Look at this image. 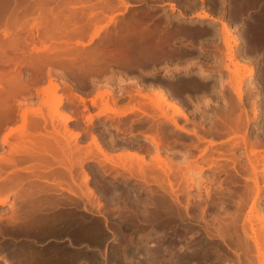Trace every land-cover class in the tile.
I'll return each mask as SVG.
<instances>
[{"label":"rangeland","instance_id":"obj_1","mask_svg":"<svg viewBox=\"0 0 264 264\" xmlns=\"http://www.w3.org/2000/svg\"><path fill=\"white\" fill-rule=\"evenodd\" d=\"M124 1H128L132 4L125 7L121 3V0H104L105 3L108 2L106 3V5L112 3V7L109 10L107 9V12L104 10V14L102 15L104 16L102 19L104 21L101 22L100 20V23L103 24L107 20V17H109L110 15L113 16L114 20L108 22L106 26H104L105 28L103 27L104 30H111L113 26H115V23H119L120 20L127 16H130V14H133L137 19H139V21L145 23L152 21V16L157 12H160L159 15L162 16L169 13L168 11H170V14L172 16L178 15L179 17V14H177L179 13L178 5L179 7L181 6L183 8L184 4L191 2L190 0H186L185 2H183V0L180 2H176L174 0ZM193 1L194 0H192L191 3L192 5L186 4V8L184 5L183 9L185 11L180 7V10L185 14L187 20L190 19V22L196 20V22L201 23L200 25L203 26V28H206L207 26H209V24L205 22H210V20L198 19L194 16V14L198 11H206L226 23L225 18L223 16H217L215 10H213L212 5L209 4L210 1L215 0ZM153 2H158L161 4L156 5ZM221 2L223 4L222 8L227 5L230 7L233 6V0H230L228 4L226 0H222ZM133 3L137 4L134 5ZM170 3L175 4L174 9H171L169 5ZM178 3H181V5ZM78 5L80 6V4ZM79 6L76 7L78 8ZM78 9H80V7ZM250 15L251 17L255 16L253 15V13ZM215 23H218L220 27L218 39L219 41L218 43L215 42L213 46H209V48L215 49L214 51H212L215 53V55H217L216 52H218V56L216 57V59H218L219 62H215L212 65L211 63H213V61H209L208 59L201 61L200 57L197 55H192L185 61L176 62L175 60H171L169 63L165 62V59L160 60V58L153 60L152 63V59H150V61L149 59H147V61L149 62L144 65L145 72L147 75L154 76V80L151 84L147 82L151 80H146L144 82L146 85H148V88H145L146 85L142 84L140 80L136 82L130 76H128L129 78L125 82L120 81L118 75L117 77H110L107 75V70H104V72L101 71L103 73L94 72L82 75L78 73L74 75L70 71L63 69V67H60L58 64L56 65V63H53V65L52 63L49 65H43L40 67L42 68L41 70L37 68L34 69L35 71L33 69L27 68L26 66L21 67L23 76L22 78L24 82L25 80L28 81V79H30L31 77H36V79H33L34 81H32L33 83L31 84L30 90L22 91L20 94H18V96L16 95V103L14 104V106L16 105L15 113L5 122L3 121V123H1L0 155L6 154L9 149V143L14 142L17 139L16 133L11 132V134H8L9 136H7L9 143L1 142L3 135L8 133L10 128H14L21 123V117L19 116L21 112L20 110H23L26 107H32L30 109H32L35 113L39 111V114L41 112L44 117L46 116L44 122V120L39 116L38 113H36L38 114V116H36V114L34 116L32 115L33 120L36 118L35 120L40 124V127L42 126L40 129L41 132L43 131L44 133V131L46 132V130L52 132L51 118L48 115V108L42 103V100L45 96L43 93H41V88L47 86L48 80L52 78L61 86L63 82H66L64 87H61L62 91L69 93V91H72L69 89L73 88L74 91L76 90V92H79L84 98H86L87 101L86 103H83L79 100L77 101V99L75 100L74 98L70 101L64 100V103H62V106H60L61 109L72 113L74 116L73 119H70L69 121L67 120L66 125L68 126V128L79 130V135L78 137H76L77 140L74 141V139L72 138H69L67 140L70 142H68V145L70 147L74 148L73 146H75V143L77 141V144L81 145L82 147L80 148L79 146V151L81 152V154H85L84 151L88 148L91 141V132H94L98 136L103 149H105L107 153L109 152L110 154L114 155V157H112L114 160H118L116 159V155L119 153L135 151L144 156L145 161L142 162V164H145L141 165L138 162L137 164L136 160L133 159L132 161H127V159L125 167L121 168V166H119L118 164V166H116V164L113 165V163H110L108 161L106 162V160H104L101 155L99 156V154H95V157L89 155V158L87 157L88 155H85L87 157L85 158L84 155L80 156V152L78 154L74 151H70L71 153H68V156L66 155L67 157L63 158L64 164L59 163L60 165H58L57 163L56 165V162L52 163L49 161L50 165L45 166V169L43 167L42 169H37V167L35 168L36 170H33L32 165V168H30V163L35 162V159H33L31 162V159H22V161H18L16 165L4 164L0 169V185L7 183L8 177H14V174H17L18 172L25 184L22 185L25 187L28 186V189L34 191L33 194L26 199L27 201L31 202H27L20 199L19 197H16L17 195H15V192L9 193L7 191V197L0 205V239L3 236L7 235L11 237L10 239L13 240L14 243H17L23 240L27 241L26 239L28 237V242L30 243V246H28V248L42 247L44 253H52L55 249V253L68 255V253L70 252L69 250H71L72 252L74 250H79L77 248H81V250H83L84 247H87L86 249L90 247L91 249H98V252L103 254V261L98 259L92 262H86L87 264H122V262H126L128 264V259L134 260L133 257L137 258L136 260H134L135 262H140L142 260L139 259L138 255L144 256L145 258V256L147 257L149 253L150 254L147 258L150 259L149 257H151L150 261H153V264H181V261L184 264H212V262L210 263L209 258H207L208 260L205 259L204 262L196 261L197 259L194 252H196L197 250L201 252L203 251L202 249L206 247V249H209H204L205 251H203V254L205 256L209 254L213 258L215 257L217 260L216 264H259V262H257L258 259H256V249L250 236V224H247L246 222H248V220L250 219L249 223L251 222V226L256 231H258L260 228V225H258L259 219L264 216V180L262 177V169L264 164V129H262L264 128V107H262L261 105V100L258 99L261 98L259 91L263 89L260 83V73L261 75H263L264 62L262 63V60L264 61V59L257 58V60L259 61L258 62L255 58L253 59V57H251L250 59L246 58L248 60V63H250L255 68V72L250 76L243 77V82L241 83L242 101L239 102L236 93L231 87V79L233 78V73H230L226 69V65H228L230 69H233V66L226 58L228 56V50L226 45L224 44V34L222 31V26L218 21H215ZM26 28L24 27V29L22 28L23 30L21 29L22 34L26 33L27 30H30ZM36 30L37 29L33 28L32 32L34 34L38 33L39 31L37 30V32ZM230 31V39L234 40L231 42L232 49L235 54L234 57H236L234 60L244 63L245 60H240L243 58V56H241V53L238 51L237 45L240 41H243L247 44V41H249V32L247 33V35L242 36L241 34L239 35V32L236 30L231 29ZM82 39L87 40V36ZM92 40H90L89 43H86V45H84L82 49L86 50L93 47L97 39L93 37ZM115 41L116 40H113L110 43V45L113 43L111 46H109L108 43L110 49L114 48L115 50L116 48H119L121 46L120 41ZM37 45L39 44L37 43ZM217 48L219 49V51ZM165 50L167 51V48H165ZM134 52L135 51L132 52V56L137 57L138 55ZM199 67L206 70L207 74L201 76L200 73L197 72ZM215 67L218 68V70H210ZM1 68H3V66ZM150 70L152 71L150 72ZM240 71L243 73V70ZM162 75L163 77L161 78L160 76ZM182 75L190 77V79L194 80L196 84H205V86H207L206 88H208V90H211L210 92H208V94L203 95L202 97H192V99L197 100V102L195 101V104L193 105L191 101H188L185 105L186 109L184 108L183 103L176 100L184 108L185 112L188 115V118L185 119L178 114H174L173 119L181 127L183 126L187 129H195L197 134L199 136H203L206 140H214L215 143L212 145H209V143H207V141L205 140L197 139V137L191 133H186L182 130L180 131L168 119H166L164 116L162 117V115L150 116L142 113L137 109L128 111V113L120 116L113 115L111 112H107L108 116L106 117L104 116V114L101 115V117H99L100 115H96L101 105V101L96 94L107 89L110 91V94L108 96L103 95V98L107 97V99L110 100L114 97V99L116 100L113 105L114 108L123 109L126 107V105L129 106L133 102L135 103L140 100L145 102V110L146 112L148 111L147 113H154V108H151L152 106H150L151 104L148 99L151 96L153 97V93L155 91L154 89L160 87L165 91L166 86H164V77H170L172 80H176L178 78L181 79L183 77ZM70 83L72 86L71 88L68 87ZM139 86H142V90ZM217 91H219L220 93H224L226 97H228L229 95L230 101L232 102H230L224 96L223 99L224 101H226L224 102V104L220 101L221 105H219L218 100L214 101V97L211 96L212 92ZM143 92L146 97L143 95ZM123 93H128V95L121 96V94ZM123 97H126L127 99H123ZM90 99H95V105L91 104ZM221 99L222 97L220 96V100ZM244 99H246V101ZM254 101H256V104H258L259 106H256V104L254 105ZM213 102H215L216 107H213ZM85 104L87 105L86 107H84ZM39 106L42 107L40 108ZM255 107L256 110H258L254 115ZM163 110H166L170 116L172 115V108H168L165 104L163 105ZM214 111L216 112V114L213 113ZM87 114H91L94 116L90 121L91 123L87 122L85 119V116ZM238 114H241L243 119L246 116L249 119L245 131V137L246 141L248 142L247 145H249V142H256L257 145H255V150L257 151L258 155L257 153L256 155L250 154L249 158L247 157V153H249V147L244 146L243 136H241V133L235 134L232 132H224V125L220 123L219 116H222L223 119L228 120V116L235 118ZM216 117L218 118L215 120ZM53 119V124L55 125V127L58 130L61 129L60 132L63 131L64 125L60 122V120L57 121V118ZM209 125H212L211 129L206 130L202 128L208 127ZM215 127L220 129L221 133H216V131L213 132L212 129H215ZM146 133L157 138L160 141V145L156 146L154 143H151L149 138L144 136V134ZM55 142L56 141H53V145H56L57 142ZM233 142H236L237 146L235 143L233 144ZM205 148L206 150H204ZM65 150L68 152L69 149L66 148ZM156 153L160 155V161L158 163H153L152 157ZM16 155L17 158L24 157L22 153ZM250 156L252 158H250ZM66 158L69 160H67ZM204 158L206 160L203 162ZM211 159H215V165L213 164V162L211 163V161H213ZM190 160H196L197 163L203 165L204 167L200 174L203 183L200 187H198L199 190L197 189V186H193L192 188L188 189L185 184V173L183 172L184 168L182 166H184V164L187 165ZM252 162L254 163V166L257 167L255 174L257 183H259L258 186L260 187V190L258 188V191L260 193L257 191L259 197L258 195L256 196L257 198L254 200V203L252 201L255 196V188L252 180ZM79 163L82 164L80 165ZM138 165L142 166V168L140 166L138 168ZM48 166L50 167L47 168ZM169 168L170 171H168ZM194 169L192 171L186 170L187 172H185L198 178V175H195L197 173V169ZM85 172H87L86 174L88 175L84 179L85 176L83 175V173ZM247 177L249 179H246ZM29 183L32 185H30ZM34 184L37 186H34ZM170 184L173 186L171 187ZM87 186H89V188L91 186L93 190V193H91V195H86L87 192H84V189L88 188ZM12 188L14 187L12 186L10 188L11 192L13 190ZM69 189H71V191L77 190L78 192L71 194V191ZM206 189H208V193H206ZM15 190L22 192L23 188H19V186L16 188L15 186L14 191ZM82 192H84L85 194H83ZM2 194L5 195V192L2 191ZM206 194H208V196ZM56 197H58L59 199ZM53 198L55 199L54 203H52ZM46 200L49 202L51 201L50 204H48ZM99 203L101 204L99 205ZM252 203L254 204L252 209L255 208L254 210H256L257 215L253 210V212H251L250 208L252 207ZM28 205L29 207H32L33 210L32 208H29ZM39 205H43L44 207H40ZM173 205L174 207H172ZM178 207L180 208L178 209ZM41 208H43V210ZM172 208L177 209H174L173 211ZM180 209H182L183 211L181 212ZM62 210H65L64 212H67L68 210L71 212L69 214L65 213L64 215V212L62 213ZM178 210L179 213L184 212L182 215L183 217L181 216V214H178ZM169 211L174 212L173 218L175 219V221L172 224L167 221V219H169L168 217L170 215H173L172 212ZM30 212L33 213L31 214ZM36 212L38 214H36ZM7 214L8 217H6ZM11 214L16 215L13 217L14 220L12 219ZM230 214H235L234 216L236 219L233 221L234 227L231 225V228H229L228 230L227 236H229L226 237V234H224V237L216 235V226H219L220 223H223L222 220L228 219V215ZM67 215L72 217L73 215L74 217L77 216L76 218L82 222L83 220L84 222H88L90 220L89 222L93 224H97L99 226L101 225L100 232L102 233L103 238L100 241H94L79 235H74L67 230L57 233H44L45 227L47 226L53 227L54 224L57 225V223V227L62 226L61 222H63V219L67 217ZM177 215H180L181 217L179 216L178 218ZM102 217H105V219L103 220ZM50 219L52 220V222ZM54 219L55 221H53ZM219 221L220 223H218ZM47 222L49 223L47 226L41 225H46ZM50 223H52L53 225ZM245 225L247 226L245 227ZM168 226L170 227V229ZM243 226L245 227V230L243 229ZM131 227L134 229H132ZM175 227H179L181 229H176ZM181 230H184L185 232ZM180 231L182 233H180ZM176 235L180 236H178L179 239L176 237ZM22 236L25 237L23 238ZM116 237H118V239ZM135 237H138V239H136ZM114 238L116 239L115 241ZM176 239L177 244L174 245L173 243L175 242L173 241H176ZM130 240L132 242L136 241L135 243H137L139 246L135 243L133 244ZM112 241L115 244H112ZM116 242L120 244V247L124 245L130 247H125L127 256L126 259H119L121 262L118 261V258H114V254L111 256L110 253L113 251L114 247L117 246ZM201 242L206 244L208 243L209 245L201 244ZM110 244L114 246H111ZM107 245L110 246L112 251L109 250L110 248H108ZM146 245L148 246V249L145 248L146 250H143ZM152 247L153 249H151ZM130 249L132 252L130 251ZM191 249H194V251ZM147 250H149L148 253H146ZM179 252L180 254H178ZM105 255L108 257H106ZM184 259L185 261H183ZM79 260L76 262L64 261L62 264H67V262H69L68 264H81L84 261ZM0 264L13 263L5 258V261L0 260ZM16 264H21V261Z\"/></svg>","mask_w":264,"mask_h":264},{"label":"bare ground","instance_id":"obj_2","mask_svg":"<svg viewBox=\"0 0 264 264\" xmlns=\"http://www.w3.org/2000/svg\"><path fill=\"white\" fill-rule=\"evenodd\" d=\"M96 1L97 0H95V1L94 0L93 1H91V0H0V66L1 67L3 66V68L0 67V126H1V123H3V121L5 122L8 118H10L15 113L16 105L14 106V104L16 103V95L18 96V94H20L22 91L30 90L31 89V84L33 83L32 81H34L36 79V77L35 78L31 77L32 78V80H31V78L29 77L30 79H28V81L25 80V82H24L23 78H22L23 77L22 76V72H21V67L22 66H26L27 68H30V69H33V70L37 69V68H39L41 70L42 68H40V67L43 66V65H49L51 63L53 65V63L54 64L56 63V65L58 64L60 67H63V69H65L67 71H70L74 75H76L78 73H80L82 75V74L94 73V72L97 73V72H101V71L104 72V70L105 71L107 70V73L110 75V74H113V72H114L113 71L114 69H111V68H113L112 65L116 64V65H119V66L122 67V69H120V70L117 69L119 71V72L117 71L118 74H119L118 75L119 76V80L125 82L129 78L127 76V71H126L128 68H131V67L137 68L139 73H140V72H143L145 70L144 65L147 64L150 61V59H152L151 63H152L153 60H156L158 58H160V60L161 59H165V62H167V63H169L171 60H173V57L175 56L173 53H175V51L178 52L180 46L182 45V41L183 40H181L180 36H182V35L191 36V34L193 35L196 32H204V33L212 32V29L210 27H208V26L206 28H203V26L200 25L201 24L200 22H196L193 19H191V20H193L191 22H190V19L187 20L186 19L187 17L185 16V14L180 10L182 7L180 6L181 7L180 8L179 5H178V4L181 5V3L177 4L178 8H179L178 9L179 17H178V15H173L172 16V15L165 14V15L160 16L157 19H153L152 18V21L145 23V22L139 21V19H137L133 14L132 15L130 14V16H127V17L123 18L122 20H120V22L118 21L119 23L116 24L114 22L115 26H113V28L111 30L110 29L109 30H104L103 27L106 26V24L108 22L114 21L113 20V16H111V15L109 16L108 15L109 17H107V20L103 24L100 23V20H101V22L104 21V20H102L103 17H104V16H102L104 14V10L105 11L107 9L109 10L112 7V3H109V4L106 5V3H108V2L105 3L104 0H98L97 2ZM174 1L180 2L182 0H174ZM185 1L186 0H183V2H185ZM190 1L191 2H188L186 4H188V5L191 4L192 0H190ZM221 1L222 0H220V3H222ZM226 1H227V4H228V2L230 0H226ZM193 2H195V0ZM212 2H214V1H210L209 4H211ZM121 3L125 7L132 4V3H129L128 1H124V0H121ZM230 3H232V2H230ZM78 4H80V6ZM186 4H184L185 8H186ZM209 4H207V5H209ZM109 5H110V7H109ZM169 5H170L171 9L175 8V6H174L175 4L170 3ZM184 5H183V8H184ZM76 6H79L80 9H78L79 7L77 8ZM81 6H82V8H81ZM193 7H194V5H193ZM205 8H206V6H205ZM230 10L234 14L246 15V17H248L249 21L247 23V26L249 28V31H248L249 32V35H248L249 36L248 37L249 41H247V44L251 45V47H254L256 49L258 48L256 50V53L253 54V59L255 58L257 60V58H259V57H260V59H264V0H233V6L230 7ZM252 13H253V15H255L254 17H251L250 14H252ZM164 16H166V18H164ZM194 16L197 17L198 19L210 20L209 25L212 23V21H218L221 24L222 31H223V34H224V39H223L224 40V44L226 45L227 50H228V56L226 58L229 60V62L233 66V69H230L228 67V65H226V69L230 73L231 72L233 73V78L231 79V87L233 88L234 92L236 93L238 101L241 102L242 101L241 83L243 82L242 81L243 77L244 76H250V75L254 74L255 68L250 63H248V60L246 59V57L243 54H241V56H243V58L244 57L245 58L243 59L241 57L242 59H240V60H245L244 63L239 62L237 60H234L236 57H234L235 54L233 52L232 45H231V42L234 41V40L230 39V36H231V33H230L231 31L230 30L231 29L229 28V23L227 21L225 23V22L219 20L218 18L214 17L211 13L206 12V11H200V12L198 11V12H196L194 14ZM198 23H199V25H198ZM195 24H197L198 26L195 25ZM26 26L31 31L27 30L26 33L22 34L21 31L24 29V27L26 28ZM151 26H152V28L153 27L154 28L152 29ZM33 28L37 29L39 32L36 30L38 33L34 34L32 32ZM248 32H246L245 35H247ZM84 35L87 36V40H83L82 39V38L86 37ZM80 37H81V39H80ZM93 37H95L97 39V41L95 40L96 43L93 45V47H91L89 49H86V50L85 49L83 50L82 47L84 45H86V43H89L90 40L93 39ZM111 40L112 41L113 40L120 41L121 46L119 48H116L115 50H114V48L110 49L109 46H111L113 44L112 43L110 45V43L112 42ZM243 40H245V39H243ZM235 41H237V40H235ZM37 43L39 45H37ZM108 43H109V46H108ZM165 48H167V51L165 50ZM133 51H135L134 53H136L138 55L137 57L132 56V52ZM177 56L179 57V55H177ZM147 59H149V61H147ZM176 62H177V60H176ZM262 62H264V61L262 60ZM68 69H70V70H68ZM240 70H243V73ZM151 71L152 70H150V72ZM263 71H264V69H263ZM103 72H101V73H103ZM197 72H199L201 76H204V75L207 74V71L202 69L201 67H199ZM182 76L183 77L181 79L178 78V79L174 80V82H173L174 84L171 83L172 81L171 82L169 81L171 83L170 86L175 85L176 88L180 87V89H181V87H185L186 88V87H189V86L190 87L194 86V87H197V88L199 87V88H202V89H205L207 87L203 83L196 84V82L194 80L190 79V77H186L185 75H182ZM110 77H111V75H110ZM130 77L136 82L139 81L138 78H137L138 76H136V75H133V76L130 75ZM260 77H261L260 83H261V87H263V89H261V91H259V92H260V95L262 93L261 105H262V107H264V72H263V75H261V73H260ZM167 82H166V84H167ZM169 82H168L169 89H168V87L166 88L168 91L171 89V87L169 86ZM62 86H64V85H62ZM175 86H173V87H175ZM71 87H69V88H71ZM139 87L142 90V86H139ZM41 89H42L41 93H43L44 96H45L44 99L42 100V103H43V105H46L47 108H48V115L51 118L52 132H49L47 130H46V132L44 131V133H43V131L41 132L40 129H41L42 126L40 127V124L35 120L36 118L33 120V116L36 113L39 114V111H37L35 113L32 109H30L32 107H28V108L26 107L23 110H20L21 112H20L19 116L21 117L20 118L21 119V123L19 125H17L16 127H14V128H10L8 133L4 134L2 139H1L2 143H9L7 136H9L11 134V132L12 133L15 132L16 135H17V139L14 142H10L9 143V149H8L7 153L4 154V155H2V154L0 155V169L3 167L4 164L16 165V163L18 161H22V159L23 160H25V159L30 160L31 159L30 162L33 159H35V162L30 163V165H29L30 168H32L31 165L33 166V170H36L35 168H37V167H38L37 169H42V167L45 169V166L50 165V162H52V163L56 162L55 163L56 165H57V163H58V165L64 164L63 163L64 162L63 158L67 157L68 153H71V152L74 151V152H77L79 154V152H80L79 149L82 148L81 145L77 144V141H76L75 146H73L74 148H72V147H70L68 145L70 142L67 141L69 138L70 139L72 138L75 141V140H77L76 137H78V135H79V130H73L72 128L70 129L66 125L67 120L69 121L70 119H73L74 116H73L72 113L67 112L64 109H61L60 106H62V103H64L63 102L64 100L70 101V100H72L74 98H75V100L77 99V101L79 100V101H81L83 103H86L87 102L86 98H84L79 92H76V90L74 91L73 88L69 89V90H72V91H69V93H67L65 91H62L61 85L56 83L52 78H50L48 80V85L45 86V87H42ZM59 90H61V91H59ZM154 90L155 91L153 93V97L151 96V97L148 98L149 102L151 104L150 106H152L151 108H154L153 109L154 113H152V112L151 113H147L148 111L146 112V110H145L146 109L145 102L144 101H140V100H138V101L136 100L137 102H135V103L133 102L132 104L129 103V104H131L129 106L125 104L126 107L124 106L125 108H123V109L114 108L113 105H114L116 100L114 99V97L112 99H110V100L107 99L106 96H108L110 94V91L107 89V90H104L103 92H98L96 94L97 97L101 101L100 102L101 103L100 109L96 113V115L97 116L100 115L99 117H101V115L104 114V116L106 117V116H108L107 112H111L113 115L120 116V115H124L125 113H128V111H131L133 109H135V110L137 109V110H140L142 113H145V114L150 115V116H155V115L156 116L157 115L161 116L162 115V117L164 116L166 119H168L180 131L182 130V131H184L186 133H191L194 136H196L197 139L207 141V143H209V145H212V144L215 143L214 140H211V139L206 140L203 136H199L195 129H187V128H184L183 126L182 127L179 126L177 124V122L173 119V115L174 114H178V115L184 117L185 119L188 118V115L185 112L184 108L181 106V104H179L176 101V99H175L176 96L174 94L173 95L175 97L172 96L171 94H169V92L167 93L166 90L164 91L160 87L155 88ZM181 91H182V89H181ZM103 95H106V96H104L106 98H103ZM143 95L145 96L144 92H143ZM90 102H91L92 105L93 104L95 105V99H90ZM256 103L257 102L254 101V105ZM164 104L167 105L168 108H172V115L171 116L169 115V113H167L166 110H163V105ZM86 106L87 105L85 104L84 107H86ZM150 106H149V108H150ZM256 106H259V105L256 104ZM39 107L41 108L42 106H39ZM254 110H255V112H254V115H255L257 113L258 109L256 110V107H255ZM46 111H47V109H46ZM38 114H36V116H38ZM39 116L45 122V119H46L45 117L46 116L44 117V115L41 112H40ZM92 117H94V116L91 115V114H87L85 116V119H86L87 122H90L91 119H93ZM53 118H57L56 120L57 121L60 120V122L64 125L63 126V131L60 132L61 129L58 130L55 127V125L53 124L54 123L53 122V120H54ZM219 121H220V123L222 125H224V132H226V133L227 132L228 133L232 132V133H235V134H237V133L238 134L239 133L242 134V135L241 134L240 135L243 136V144H244V146L245 147L246 146L249 147V149H248L249 153H247V157L248 158H249L250 154H252V155L255 154L256 155V153H257V151L255 150V145H257L256 142H249V145H247L248 142L246 141V137H245L246 136L245 135V131H246L247 123L249 122V119L247 118V116L244 119L242 118L241 114H238L235 118L228 116V120L223 119L222 116H219ZM215 129H216V133H221L220 129H218L217 127H215ZM262 129H264V128H262ZM144 136L149 138L151 143H154L156 146L160 145V141L157 138H155L154 136H152L150 134H147V133L144 134ZM62 139H63V141H62ZM53 141L57 142V143L55 142L57 146L53 145ZM234 143L236 144V142H233V144ZM64 146L67 149H69L68 152L65 150L66 148ZM79 146H80V148H79ZM236 146H237V144H236ZM204 150H206V148ZM19 153L20 154L22 153V155H24V157L23 158H17L16 154L19 155ZM77 153H75V154H77ZM84 153L85 154H81V152H80V156L88 155L87 157L89 158V155L95 157V154L96 155L99 154V156L101 155V157L104 160H106V162L108 161L110 163H113V165L116 164V166L119 165V166H121V168L125 167V165H126L125 163H127V161H129V160L132 161L133 159L136 160V163L138 162L141 165L145 164V163L142 164V162L145 161L144 160V156L142 154L138 153V152H135V151H127L125 153H119V154L116 155V157H117L116 159H118V160H114L112 158V157H114V155L110 154L109 152L107 153L105 151V149H103V146L101 145V143H100V141L98 139V136L94 132H91V141L89 143L88 148L84 151ZM46 155H48V156H46ZM221 155H223V154H221ZM257 155H258V153H257ZM87 157L85 156V158H87ZM78 158H80V157H78ZM85 158H83V159H85ZM250 158H252V157L250 156ZM152 159H153V161H152L153 163L154 162L158 163L160 161V155L158 153H156L152 157ZM67 160H69V159H67ZM76 160H77V158H76ZM205 160L206 159L204 158L203 162ZM211 160H213V161H211V163L213 162V164L215 165L216 164L215 159H211ZM139 166L140 165H138V168H139ZM49 167L50 166H48L47 168H49ZM140 167L142 168V166H140ZM182 167L184 168V169L183 168L182 169H183V172L185 173L184 176H185L186 187L188 189H190L193 186L194 187L197 186V189L199 190L198 187H200L202 185V183H203V180H201L202 178H201V175H200L202 170H203V168H204L203 165H200L199 163H197L196 160H190L187 163V165L184 164V166H182ZM251 167H252V173H253L252 180H253V185H254V188H255V196H254V198L252 200L253 203H254V200L257 198L256 196L258 195V193H257L258 188L260 190V187L258 186L259 183H257V178H256V174H255V172L257 170V167L254 166L253 162L251 164ZM194 168L197 169L196 170L197 173L195 175H198V178H196V176L194 177L193 175L186 173L187 172L186 170H188V171L191 170L192 171ZM137 171H138V169H137ZM168 171H170V168L168 169ZM262 171H263L262 172L263 173L262 177H263V180H264V164H263ZM86 173L87 172L83 173V175L85 176V177L83 176L84 179L88 175ZM9 177H8L7 183L0 185V191H1L0 194H2V191L5 192V195H3V194L0 195V205L6 199L8 192L9 193H14L15 192V195H17L16 197H19L20 199L27 201L26 200L27 197L29 198L30 195L33 194L34 190L32 191V190L28 189L27 183H26L27 187L23 186V185H25L24 181L21 179V176H20V174H18V172H17V174L16 173L14 174V177H11V176H9ZM246 179H249V178L247 177ZM171 184H170V186L172 187L173 185H171ZM30 185H32V184H30ZM37 185L34 184V186H37ZM12 186L14 188H15V186H16V188L19 186V188H23V190H22V192L21 191L19 192L18 191L19 189L14 191V188H12L13 190L11 192L10 188ZM91 186H93V185H91ZM91 186H90V188H91ZM87 187L88 188L84 189V192L85 193L87 192L86 195H88V194L91 195V193H93L92 192L93 190H92V188L90 189L89 186H87ZM5 189H6V191H5ZM69 190L71 191V189H69ZM75 192L77 193L78 191L77 190L76 191L72 190L70 193L73 194ZM84 192H82V193L85 194ZM206 193H208V189H206ZM206 195L208 196V194H206ZM258 197H259V195H258ZM56 198H58V197H56ZM36 200H35V203H36ZM39 200H41V199H39ZM17 201H18V198H17ZM54 201H55V199L53 198V202L52 203H54ZM61 201H62V199H61ZM27 202H31V201H27ZM47 202H48V204H50L51 201L50 202L47 201ZM253 203H252V207L250 209H251V212L254 211L256 213V215H257L256 210H254L255 208L252 209L253 205H254ZM100 204L101 203H99V205ZM14 205H15V203H14ZM43 205H41V206H43ZM169 206H171V205H169ZM28 207H29V205H28ZM172 207H174V205ZM29 208H32V207H29ZM179 208L180 207H178V209ZM41 209L43 210V208H41ZM168 209H171V208H168ZM174 209H177V208H172L173 211H174ZM14 210H16V209H14ZM32 210H33V208H32ZM44 210H45V208H44ZM64 211L62 210V213ZM68 211L64 212V215H65V213L69 214L71 212V211H69V212ZM137 211H139V210H137ZM180 211L182 212L183 210L180 209ZM169 212H172V211H169ZM173 213L174 212H172V214ZM183 213H179V210H178V214H181V216L183 215ZM36 214H38V213L36 212ZM234 215L235 214L228 215L229 216L228 219L222 220L223 223H220V221L218 222V223H220V225L218 224L219 226H216V228H215L216 229L215 230L216 235L224 237V234H226L225 235L226 237L229 236V235L227 236L228 230H229V228H231V225L234 227L233 221L236 219ZM14 216H16V215L15 214H11V217H12L13 220H14V218H13ZM17 216H19V215H17ZM59 216H60V214H59ZM136 216H138V215H136ZM173 216H174V214L172 216L170 215L168 217L169 219H167V221H169V223H171V224L174 223V221H175ZM179 216H178V218H179ZM6 217H8V214H7ZM38 217H39V215H38ZM76 217H74V215H73V217L72 216H68V215L65 218L63 217L65 220L63 219V222H61L62 226H59V227H57V225H58L57 222H56L57 225L54 224L53 227H48L47 226L49 224L48 222H47L46 225H43V224H41V225L48 227V228L45 227V230H44V233H46V234L47 233H57V232H62V231L64 232V230L65 231L67 230V231L71 232L74 235H77V236L79 235V236H82V237H85L87 239L94 240V241H100L103 238L102 233L100 232V226L101 225L99 226L97 224H93V223L89 222L90 220L88 222L87 221L84 222V220H83V222H82V221L78 220ZM253 217H255V216H253ZM104 219H105V217L103 218V220ZM249 220L246 223L250 224L249 225L250 226L249 229L251 231V235L250 236H251V239H252V241L254 243V247L256 249V256H257L256 259H258L257 262H259V264H264V216H262V218L259 219L258 225H260V228H259L258 231H256L251 226V222L249 223ZM33 221H34V219H33ZM53 221H55V219ZM51 222H52V220H51ZM38 223H40V222H38ZM50 224H52V223H50ZM177 225H176V227H177ZM29 226H30V224H29ZM246 226L247 225H245V227ZM27 227H28V225H27ZM136 227H135V229H136ZM180 227H181V225H180ZM245 227L243 226L244 230H245ZM171 228H172V226H171ZM132 229H134V228H132ZM169 229H170V227H169ZM176 229H181V228L178 227ZM109 231H112V230H109ZM181 231H184V230H181ZM181 231H180V233H182ZM247 231H248V229H247ZM177 232H174V233H177ZM206 232H208V231H206ZM128 236H126V237H128ZM178 236L176 235V237L179 239L180 236L179 237ZM17 238H18V236H17ZM116 238L118 239V237H116ZM173 238H175V237H173ZM105 239H106V237H105ZM136 239H138V237ZM26 240L27 241L25 243L28 242V240H29L28 237H27ZM115 240L116 239L114 238V241ZM12 242H14V241H12ZM110 242H111V240H110ZM135 242L136 241H134L132 243L134 244ZM173 242H175L173 244L176 245L177 244L176 243L177 239H176V241H173ZM130 243H128V244H130ZM28 244H29V242H28ZM112 244H115V243H113V241H112ZM120 244H121V242H120ZM120 244L117 243L116 244L117 246L114 247L113 251L111 250L110 246L107 245L108 248H110L109 250L112 251V252H110L111 256L114 254V256H115L114 258H118V261H120L119 259H121V258L126 259V256H127L126 248L129 247L127 245H126L127 247L125 245L120 247ZM135 244H137V243H135ZM201 244H206V243L201 242ZM170 245H171V242H170ZM206 245H204V246H206ZM15 246H16V244H15ZM62 246H63V244H62ZM111 246H114V245H111ZM196 246H197V242H196ZM25 247H28V245L26 244ZM86 248L84 247L83 250H81V248H77L79 250H77V251L74 250L75 252L72 251L70 254H68L69 257L71 255V261L72 262H76V261H78L80 259L79 261L84 260L83 261L84 263L82 262L81 264H85L86 262H92V261H95V260H98V259H100L102 261L104 260V257L102 256L103 254L99 253L98 249H94V248L91 249L90 247L88 249H86ZM145 248L148 249V246L146 245L143 250H146ZM206 248H204V249H206ZM21 249H23V247ZM28 249H30V248H27V250ZM151 249H153V247ZM204 249H202V250L205 251ZM208 249H206V250H208ZM23 250L26 251V249H23ZM23 250H21V251L23 252ZM149 250H147L146 253H148ZM191 250L194 251V249H191ZM54 251H55V249H54ZM87 251H90V254H88ZM130 251H131V249H130ZM203 251L200 252V251L197 250L196 252H194L195 253V257L197 259V260L196 259L195 260L199 261V262H204L205 259L208 260L207 258H209L210 259V263L212 262V264H216V261H217L216 258L215 257L214 258L211 257L209 254H207L205 256L203 254ZM0 253H2V252H0ZM146 253H145V255H146ZM30 254H33V253H30ZM178 254H180V252ZM24 255L26 256V254H24ZM24 255H23V257H24ZM148 255H147V257H148ZM237 255H238V253H237ZM176 256H177V254H176ZM178 256H181V255H178ZM26 257L28 258V256H26ZM31 257L32 258L29 257L28 259H30V260L32 259L33 260L34 257L33 256H31ZM61 257H62V255H61ZM106 257H108V256H106ZM138 257L142 261L135 262L134 260L137 259L135 257H133L134 260H131V259L127 258L128 259V264H153L152 263L153 261H150L151 257H149L150 259H148L146 256L144 258V256H139L138 255ZM178 258H180V257H178ZM28 259H27V261H29ZM111 259H108V260H111ZM123 259H121V260H123ZM139 259H138V261H139ZM24 260H26V258ZM68 260L70 262V259H68ZM238 260H240V259H238ZM183 261H185V259ZM69 262H67V264ZM205 262H207V261H205ZM29 263H31V262H29ZM182 263L183 262L181 261V264ZM185 263H187V262H185ZM96 264H98V263H96ZM122 264H127V263L126 262H122Z\"/></svg>","mask_w":264,"mask_h":264},{"label":"flooded vegetation","instance_id":"obj_3","mask_svg":"<svg viewBox=\"0 0 264 264\" xmlns=\"http://www.w3.org/2000/svg\"><path fill=\"white\" fill-rule=\"evenodd\" d=\"M112 1H114V0H112ZM153 3L156 4V5L161 4V3H158V2H153ZM113 4H115V3H113ZM135 4H137V3H135ZM211 4H212L213 10H215V13H216L217 16H223L225 18V20L229 23V27L232 30H236V31L239 32V34H241L242 36H245V33L249 31V28L247 26V23H248L249 20H248V17H246V15L234 14L230 10V6H224V8H222L223 4L220 3V0H215ZM168 8H169V6H168ZM168 12L169 13H167V15H171L170 11H168ZM159 13L160 12H157L156 14H154L152 18L153 19L159 18L161 16V15H159ZM164 18H166V16H164ZM205 23L209 24V22H205ZM208 27H210L212 29V32H210V33L196 32L193 35L191 34V36H188V35L180 36L181 40H183L182 41V45H181L182 47L180 46L179 51L178 52L175 51V53H173L174 55H179V57L178 56H174L173 60H175V61L177 60V62H178L179 59H180L179 61H185V60L189 59V57H191L192 55H197V56L200 57L201 61H204L205 59H208L209 61H213V63H211L212 65L215 62H219L218 59H216V57L218 56V52H216L217 55H215V53L212 52L215 49H213V48L210 49L209 46H213L215 42L218 43V41H219L218 40L219 39V32H220L219 28L220 27H219L218 23H215V21H213ZM237 49L246 58H251V57H253V54L256 53V50L258 48L256 49L254 47H251V45L245 44L243 41L242 42L240 41L238 43V45H237ZM218 51H219V49H218ZM112 67L113 68H111V69H114L113 70L114 72H113V74H110V75H111V77H113V76L117 77V75H119L118 74V72H119L118 70L122 69V67L119 66V65H116V64H113ZM210 70L211 71L218 70V68L215 67V68H212ZM126 71H127V76H130V75L131 76H133V75L138 76L137 77L138 80H141V83L144 84V85H146L144 83L146 80H151V81H147L150 84L154 80V76L153 75H147L145 73V70L143 72L139 73L137 68L131 67V68H128ZM110 75L108 74V76H110ZM160 77L162 78L163 75L160 76ZM174 80H172L170 77H164L163 81H164V84H165L166 88L168 87V82L172 81L171 83L174 84L173 83ZM166 82H167V84H166ZM170 82H169V86L171 85ZM65 84H66V82L63 83L62 85H65ZM68 86L71 87V84H69ZM173 86H175V85L170 86L171 89L169 91L166 89L167 93L169 92V94H171L172 96L175 95L176 96V97L174 96L175 99L180 101L181 103H183V106H184L185 109H186L185 105L187 104L188 101H191L193 103V105L195 104V101L197 102V100L192 99V97H195V96L202 97V95H204V94L206 95L210 91V90H208V88L202 89V88H199V87L197 88V87H194V86H192L193 88L190 87V86L186 87L188 90L185 87H181V89H182V91H181L180 87L176 88V86L175 87H173ZM61 87H64V86H61ZM145 88H148V85H146ZM168 89H169V87H168ZM126 95H128V93L121 94V96H126ZM211 96L214 97V101L218 100L219 105H221V103L224 104V102L226 101V100L224 101V99H223L225 94L224 93H220L219 91L212 92ZM220 96L222 97L221 100H220ZM261 96H262V93H261ZM226 98L230 101V96L229 95ZM123 99H127V98L123 97ZM258 99L261 100V98H258ZM244 100L246 101V99H244ZM220 101H221V103H220ZM230 102H232V101H230ZM212 105H213V107H216L215 106V102H213ZM187 111H189V110H187ZM213 113L216 114L215 111ZM213 118H214V116H213ZM217 118L218 117H216L215 120ZM211 127H212V125H209L208 127H202V128L208 130V129H211ZM212 131L215 132L216 129H212ZM12 241L13 240H11L10 237L7 236V235L3 236L0 239V249H1L0 252H2V253H0V260L1 261H5V258L8 259L13 264L19 263L20 261H21V264H62L64 261H69L68 259H70V261H71V255L69 257V255L65 256V254L62 255V254H59V253H49V254L48 253H43V250H42L43 248L42 247L41 248L40 247H33V248H30L31 250L30 249L27 250L28 247H25V246H26V244L28 246H30V243L29 244H28V242L25 243L26 242L25 240L17 242V243H14ZM15 244H16V246H15ZM38 244H40V243H38ZM20 247L21 248L23 247V249H26V251H24ZM21 250H23V252ZM69 251L70 252L68 254L71 253V250H69ZM23 253L26 254V256H28V258L29 257L32 258L31 256H33L34 259L33 260L32 259L31 260L28 259ZM30 253H33V254H30ZM87 253L90 254V251H87ZM23 255H24V257H23ZM61 255H62V257H61ZM25 258H26V260H24ZM27 259L29 261H27ZM29 262H31V263H29Z\"/></svg>","mask_w":264,"mask_h":264}]
</instances>
